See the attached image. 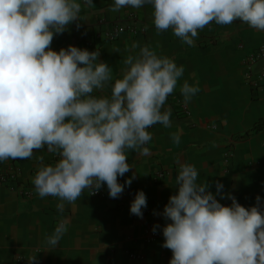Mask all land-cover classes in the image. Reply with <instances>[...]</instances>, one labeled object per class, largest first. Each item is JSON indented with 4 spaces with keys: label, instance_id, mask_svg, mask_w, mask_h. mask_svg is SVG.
I'll use <instances>...</instances> for the list:
<instances>
[{
    "label": "clouds",
    "instance_id": "1",
    "mask_svg": "<svg viewBox=\"0 0 264 264\" xmlns=\"http://www.w3.org/2000/svg\"><path fill=\"white\" fill-rule=\"evenodd\" d=\"M82 3L93 6V0H0V162L30 159L34 150L45 148L58 154V162L42 165L32 183L39 197L58 198L59 211L85 189L95 194L106 186L109 197L118 199L131 185L135 176L118 182L133 169L128 153L148 155L149 129L171 127V110L162 109L184 74L183 66L148 46L127 56L122 77L114 82L109 65L98 62L99 51L71 45L52 50L54 35L78 21ZM113 4V12L150 5L157 31L171 29L188 46L213 22L240 21L264 31V0ZM106 88L109 94H99ZM199 91L187 81L180 87L186 104ZM172 140L179 144V135ZM178 164L177 192L160 213L166 221L162 247L172 252L169 264H264V211L245 209L217 183L220 198L231 200L230 206L222 205L205 182H198L194 165ZM146 207L147 197L138 191L130 213L143 218ZM66 231L65 224L58 225L47 245L55 247Z\"/></svg>",
    "mask_w": 264,
    "mask_h": 264
},
{
    "label": "crops",
    "instance_id": "2",
    "mask_svg": "<svg viewBox=\"0 0 264 264\" xmlns=\"http://www.w3.org/2000/svg\"><path fill=\"white\" fill-rule=\"evenodd\" d=\"M113 6V0H93V6L82 3L78 21L54 35L51 48L58 52L71 45L99 51L98 62L109 65L113 82L122 77L127 56L137 55L143 46L183 66V77L162 109L171 110V127L157 124L149 130L148 155L129 151L127 162L133 169L118 182L135 178L118 199L100 200L85 189L74 203L64 202L63 211L57 208L58 198L39 197L32 183L39 168L55 164L58 154L45 148L34 150L30 159L0 162V169L12 162L20 167L27 195L0 185V264H14L16 258L22 264L33 258L32 264H169L172 252L162 247L166 221L160 213L177 192L178 161L194 165L198 182H205L222 205L230 206L231 200L220 198L217 183L245 209L264 204V129L255 132L264 120V91L253 92L245 82L247 74L255 78L264 68V58L244 66L249 53L264 46V31L240 21L214 22L212 36L198 33L188 46L171 29L157 31L150 5L116 12L110 10ZM113 28L120 30L118 39L106 41L105 34ZM185 81L200 89L187 104L180 92ZM109 92L106 88L99 94ZM173 135H179V144ZM157 173L164 177L155 184L152 178ZM138 191L147 197L143 218L130 213ZM60 224L67 231L55 247L48 246L47 238Z\"/></svg>",
    "mask_w": 264,
    "mask_h": 264
},
{
    "label": "built area",
    "instance_id": "3",
    "mask_svg": "<svg viewBox=\"0 0 264 264\" xmlns=\"http://www.w3.org/2000/svg\"><path fill=\"white\" fill-rule=\"evenodd\" d=\"M214 28L215 24L213 22L205 26V28H203L202 30H199L198 33H206L208 36H212L214 34ZM119 33L120 30L118 28H113L110 32L105 34V40L109 42H114L118 39ZM263 58L264 46L250 52L249 55L246 57V60L244 61V66H246V68H249L251 65L256 64ZM245 82L252 86L253 92L262 93L264 91V68L261 69V71L256 75L255 78H253L250 74H247L245 76ZM58 160L59 156L56 155L54 157V163L58 162ZM19 175L20 167L15 162H12L6 168L0 169V185L16 194H21L22 196H24V190L26 188L24 187V185L21 184ZM163 177V173H157L152 178V181L157 184L163 179ZM89 192L92 197L100 200L111 199L108 195V189L106 186H103L95 194H91V190H89ZM257 208L261 211H264V204L257 206ZM152 236H154V234H152ZM14 264H22V261L19 258H16Z\"/></svg>",
    "mask_w": 264,
    "mask_h": 264
},
{
    "label": "trees",
    "instance_id": "4",
    "mask_svg": "<svg viewBox=\"0 0 264 264\" xmlns=\"http://www.w3.org/2000/svg\"><path fill=\"white\" fill-rule=\"evenodd\" d=\"M264 129V120H262L258 126L255 127V132L258 130H263Z\"/></svg>",
    "mask_w": 264,
    "mask_h": 264
}]
</instances>
